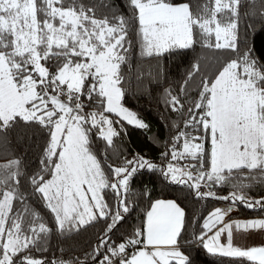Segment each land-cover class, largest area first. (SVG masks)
Wrapping results in <instances>:
<instances>
[{"label": "snow or ice", "instance_id": "snow-or-ice-1", "mask_svg": "<svg viewBox=\"0 0 264 264\" xmlns=\"http://www.w3.org/2000/svg\"><path fill=\"white\" fill-rule=\"evenodd\" d=\"M249 15L264 19V0H0V143L29 131L43 140L34 173L18 158L0 163V264H46L33 253L47 251L51 229L29 207L22 178L61 235L107 222L91 253L70 264H189L180 246L186 210L175 200L151 202L139 227L112 240L131 211L130 180L157 165L136 154L105 168L93 145L99 139L112 147L122 122L148 127L123 103L139 63L151 58L159 66L160 58L197 46L228 59L201 67L197 58L176 93L165 89L164 103L182 125H172L162 154L169 162L160 170L198 199L229 202L197 225L194 239L209 254L264 264V246L234 243L238 233L264 231V219H231L237 204L264 210V197L248 195L253 183L264 184V63L246 44L251 25L241 34ZM197 77V95L186 103ZM214 186L230 191L217 195Z\"/></svg>", "mask_w": 264, "mask_h": 264}, {"label": "trees", "instance_id": "trees-1", "mask_svg": "<svg viewBox=\"0 0 264 264\" xmlns=\"http://www.w3.org/2000/svg\"><path fill=\"white\" fill-rule=\"evenodd\" d=\"M121 2L122 0H112V3L116 5H120ZM245 24L251 25L247 29L246 44L251 47L252 55L264 63V19L253 15L245 17L241 23L242 36ZM228 55L221 51H212L197 46L195 50L160 58L159 66L151 58H145L138 64L137 74L126 86L127 94L123 103L137 113L138 118L148 127L142 129L122 122L123 127L116 126L120 134L113 138L112 147H107L106 142L95 139L93 150L102 161L106 158L105 168L109 163L118 164L125 157L131 159L136 154L148 159L157 165V168L152 171L139 170L130 180L131 211L110 234L113 241L120 242L126 234H131L136 227L142 224L151 202L157 199L175 200L186 210L187 232L183 234L184 238L181 239L180 246L185 255L189 257V264H221V261H224V264H234L228 258L213 256L205 252L200 242L194 239V234L199 231L197 225L202 223L203 217L216 207H227L229 202L212 198L198 199L194 190L188 188L187 185L171 182L170 178L166 179L160 170L166 168L169 162L162 154L168 151L171 137L177 130L172 125H182L181 114L172 112L164 103L165 89L176 93L197 58L201 67H214L217 60L223 62L228 59ZM139 60L138 55L134 57V62ZM198 83V77L190 82L186 103H191L196 97ZM42 144L43 140L39 132L13 134L7 142L0 143V163L6 162L7 159L18 158L26 174L34 173L39 167ZM21 190L28 197L29 207L39 212L43 222L51 229L44 244L47 251H35L33 255L36 258L45 260L46 264H50L52 260H63L70 264L71 261L77 258L84 259L88 253H91L97 242V236L106 227V221H98L78 232L73 231L70 234L61 235L56 230L55 221L43 201L38 194H32L24 178H22ZM201 190L207 192L209 188L203 187ZM211 190L223 196L229 193L230 188L214 186ZM145 192L148 193L147 196L144 195ZM111 195L109 192V202H112ZM248 195L254 199L264 197V184L253 183L248 189ZM236 211V217L239 218H264V210L247 209L237 204ZM88 264H94V262L88 260Z\"/></svg>", "mask_w": 264, "mask_h": 264}, {"label": "crops", "instance_id": "crops-1", "mask_svg": "<svg viewBox=\"0 0 264 264\" xmlns=\"http://www.w3.org/2000/svg\"><path fill=\"white\" fill-rule=\"evenodd\" d=\"M237 211L231 213V219L233 220H246L245 218L236 217ZM252 219H264V218H252ZM234 243L242 247L250 246H264V231H252L250 233H238L234 237ZM202 245V244H201ZM203 248V246H202ZM205 252L206 249L203 248ZM208 253V252H207Z\"/></svg>", "mask_w": 264, "mask_h": 264}]
</instances>
